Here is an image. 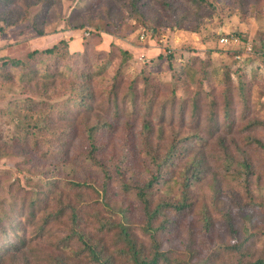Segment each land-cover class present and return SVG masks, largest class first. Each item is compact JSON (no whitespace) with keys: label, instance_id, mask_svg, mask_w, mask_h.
Masks as SVG:
<instances>
[{"label":"rangeland","instance_id":"rangeland-1","mask_svg":"<svg viewBox=\"0 0 264 264\" xmlns=\"http://www.w3.org/2000/svg\"><path fill=\"white\" fill-rule=\"evenodd\" d=\"M94 1L20 0V5L38 4L36 24L45 32L41 36L30 22L10 21L9 9L0 8V14L6 17L0 22V59H25L28 52L48 48L63 39L69 42L73 53L88 48L104 58L110 56L112 70L123 65L125 83L137 79L141 87L148 89L152 79L162 87V82L175 81V75L186 72L187 83L193 85L194 79L202 93L197 106L191 109L190 100L180 110L179 99H185L190 92L183 85L177 90L172 114L167 111L164 118H150L149 146L158 148L164 155L177 144L181 153L177 155L174 175L169 179L165 176L151 190L148 204L141 201L136 189L145 179L137 176L143 163L141 121L140 117L132 121L129 115L109 114L111 129L95 135L97 158L105 175L81 159L88 144L79 118L76 132L73 130L68 138L67 160L60 158L62 162L57 163V175L86 182L91 188L81 191L61 186L56 195L76 209L81 218L76 225L98 245L100 264H131V253H122L128 250V242L144 260L161 255L156 264H210L211 261L228 264L227 258L221 259L222 255L214 259L218 244L231 243L223 214L231 212L235 225L240 227L249 213L242 205L249 199L257 201L259 196L264 200V0H144V5L134 13L123 7L125 2L121 0H100L96 4ZM20 5L11 9V14ZM32 14L30 11V19ZM80 24L84 26L77 29ZM96 24L103 25L104 30L97 31ZM222 36L228 39L227 43H220ZM249 45L251 52L247 51ZM242 85L246 99L243 102L238 99L235 108L226 110L225 91L228 89V97L235 101ZM95 91L98 94L99 90ZM169 91L160 93L159 100ZM24 99L19 85L0 83L1 197L19 193L20 187L30 192L37 190L35 187L31 190L25 180L31 177L35 184L39 181L38 175L26 174L29 164L20 161L24 151L10 153L14 151L10 147L18 143H14L16 122L7 110L11 111L16 101L23 106ZM96 103L98 107L101 105L99 99ZM97 118L105 120V114L95 107L89 124ZM32 147V154L39 159L36 170L42 171L50 163L41 160L40 145L33 142L24 149L30 151ZM127 149L132 150L134 157L126 154ZM243 159L254 168V174L247 180L234 176ZM198 160L205 167L204 176L184 186V179L197 169ZM191 163L196 166L190 168ZM227 166L231 171L225 170ZM55 205L52 203L42 211L43 217L54 213L51 210L57 209ZM153 210H157V215L147 224ZM69 214L66 211L59 220L44 223L41 232L34 236L33 232H37L34 227L19 228L18 235L32 240L23 244L26 247L7 264H81L72 254L78 252V244L72 246L70 253L61 252L53 245L67 236L66 228L71 225ZM207 216L215 226L211 235L203 228ZM23 218L16 215V224ZM252 219L247 223L251 232H264L262 216L256 212ZM98 224L105 225V229ZM238 240L241 236L232 239V243ZM263 243L255 242L251 250L258 254Z\"/></svg>","mask_w":264,"mask_h":264},{"label":"trees","instance_id":"trees-1","mask_svg":"<svg viewBox=\"0 0 264 264\" xmlns=\"http://www.w3.org/2000/svg\"><path fill=\"white\" fill-rule=\"evenodd\" d=\"M19 1L0 0V8H3L1 10L9 9L7 17L10 21H28L38 35H43L45 33L44 30L36 24L39 12L35 9L38 4L32 6L38 0H34L32 4L22 5H20ZM99 1L95 0L94 4ZM143 1L121 0V3L125 2L123 7L134 13L144 5ZM43 2L44 0H41V3ZM18 5H20V8H17L18 10L11 14V9ZM30 11H33L31 19L29 18ZM5 19L6 17L0 14V22ZM82 26L84 24H80L77 29L82 28ZM95 27L99 32H102L100 30L105 28L100 24H96ZM1 30L2 28L0 27V32H2ZM87 49L85 48L82 53H73L69 48V42L62 39L48 48L28 52L25 59H0V83L19 85L21 92L25 95L23 106L16 101L17 105L11 111L7 110L13 122H16L17 139L14 140V143H18V145L13 144L10 147L14 150L10 153L13 155L16 151H24L20 161L21 163L29 164L27 169L29 171L26 170V174L31 176V173H33L35 177L38 175L39 179L36 184L31 177L25 179L31 190L32 187H35L36 191L32 190L30 192L28 189L20 187L17 190L19 193L15 191L6 197L0 196V264H7L12 261L21 252V249L26 247L25 245L22 247V245L32 240V238L30 240L25 238L24 235H18L16 232L19 228L23 230L27 226L32 230V227H34L37 232H33V236L37 235L43 229L44 223L54 221V219L59 220L66 211L70 212L68 218L71 220H69L71 225L66 228L67 236L54 243V247L61 252L70 253V249L76 243L79 247L78 252L74 251L72 253L73 259L80 261L81 264H100L98 257H100L101 252L97 248L98 245L94 244L76 225L81 219L77 216L76 209L69 202H62L60 196L56 195V190L61 186H65L67 189L75 187L81 191L85 188H91L86 182L67 180L68 178H61L57 175L59 171L57 163L62 162L60 158H64L63 161L67 160L66 157L70 145V139L68 138L73 130L76 132L75 128L79 118L82 119L81 131L88 144V150L81 155V159L94 169L103 172L102 164L97 158L99 148H97L95 143V135L101 130L111 129L112 124L108 121L109 114L117 117L129 115L132 121L140 117V135L143 138L140 154H142L143 163L141 164V170L137 172V176L142 175L145 179L140 182L142 185L137 184L136 189L138 197L145 204H148L147 195L151 190L163 182L165 176L169 179L174 175L178 165L177 159H179L177 155L181 153L180 149H178L180 146L174 144L164 155L160 153L158 148L152 149L149 146L150 118L154 116H158L159 119L164 118L167 116V111H171L172 114L177 90L183 85L190 92L185 99H179L181 100L179 109H184L183 103L190 100L191 109L197 106V98L202 93V88H199L200 84L198 83L197 85L192 76L190 79L194 81V84H188L185 79L186 72H182V75H175V81L170 79L168 82H162V87L158 81L153 82L152 79H149L148 89L141 87L137 79L125 83L122 73L123 65H119L117 69L112 70L110 67L113 60L110 56L104 58L101 54L89 52ZM95 84H98L99 87L94 88ZM170 85H173L172 89H169ZM244 87V85L240 87L235 101L228 97V89L225 91L226 110L235 108L238 99L241 102L246 99ZM95 89L99 90L98 94ZM165 90H170V93L159 100L160 93ZM97 99L101 102L99 107L98 103H96ZM95 107L103 110L105 120L97 118L93 124H89V117ZM227 115L230 117L232 114ZM33 142L42 147L41 160L50 163L42 171L36 170L39 159L32 154L33 147L30 151L24 149L27 144L33 145ZM195 143H197V140H195ZM126 151L128 156L134 157L131 149ZM225 154H227L226 149ZM242 161L241 167L234 172V176L247 180L250 175L254 174V168L252 163H247L248 160L243 159ZM202 164V161L198 160L197 169L184 179V186L188 187L194 180H199V176H204L205 167ZM193 165L196 166V163H191L190 168ZM230 169H232L230 166L225 168L226 171ZM106 180H108V177ZM104 181L105 179L103 178L102 184ZM103 193L104 188H102L101 196ZM43 198L46 200L42 201ZM52 203L58 206L57 209H52L51 211L54 213L43 217L42 211L46 210ZM242 207L247 209L249 213L246 215L245 224H241L240 227L235 225L230 215L232 214L231 212L223 214L231 243L218 244L214 259H216L217 255H222L221 259L227 258L228 264H264V247L258 254L253 248L251 250L255 242H264V232L262 230L251 232V227L247 226V223L252 222L256 212L264 219V200L261 196H259L257 201L249 199L248 203L242 205ZM180 208L183 209L184 205H181ZM16 215L18 219L24 217L18 224H16L15 220ZM156 215L157 210L151 211L147 224ZM212 221L213 219L207 216L203 224L205 232L210 235L215 228ZM19 225L21 226L16 228ZM98 225L101 229H105V225ZM123 235L125 238L128 236L127 233ZM239 236H241V240L232 243V239H236ZM127 247L128 250L122 253H131L129 255L131 264H156L162 258L161 255H154L149 260H144L140 254H137L130 242L127 243ZM58 264L64 263L59 262ZM210 264H213V261Z\"/></svg>","mask_w":264,"mask_h":264},{"label":"built area","instance_id":"built-area-1","mask_svg":"<svg viewBox=\"0 0 264 264\" xmlns=\"http://www.w3.org/2000/svg\"><path fill=\"white\" fill-rule=\"evenodd\" d=\"M141 39H143V37H141ZM227 42H228V39H227L226 37L222 36V37L220 38V43H221V44H225V43H227ZM251 49H252V47H251V45H249L248 48H247V51H248V52H251Z\"/></svg>","mask_w":264,"mask_h":264}]
</instances>
